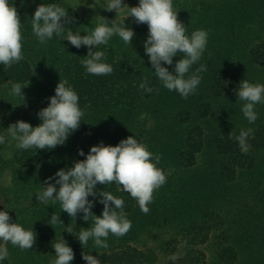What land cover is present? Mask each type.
Masks as SVG:
<instances>
[{
  "label": "trees",
  "instance_id": "trees-1",
  "mask_svg": "<svg viewBox=\"0 0 264 264\" xmlns=\"http://www.w3.org/2000/svg\"><path fill=\"white\" fill-rule=\"evenodd\" d=\"M9 3L21 18L24 59L11 68L0 65V135L5 136L0 144V178L9 175V185L0 184V211L33 230L36 241L28 250L2 241L9 257L0 264H51L56 258L52 245L62 237L73 249L71 264H87L82 252L97 257L100 264H264V103L255 105L258 118L250 124L235 91L244 79L264 84V0H173L187 35L195 30L208 34L206 49L188 75L201 64L207 70L200 73L201 83L187 99L167 90L156 77L143 46L148 27L126 18L127 12L121 17L115 11L94 13L89 8L92 0ZM41 3L64 7L75 18L66 27L81 35L95 28L99 16L125 22L135 33L131 45L114 35L107 45L94 49L105 52L104 62L113 72L87 73L81 64L87 46L77 49L55 35L40 44L31 18ZM181 56L164 66L173 71ZM145 78L154 89L151 93L140 88ZM60 80H67L79 96L84 112L79 129L54 149L16 148L7 128L18 120L33 127L42 123L37 113L48 106ZM28 82L22 90L25 106L9 92L12 84ZM248 128L254 131L248 137V152L242 153L228 134L239 135ZM128 136L161 157L157 167L164 171L166 183L154 192L148 214L115 183L97 184L98 192L124 200L132 227L119 238L109 234L106 249L95 247L91 239L83 248L76 235L92 226L91 218L84 221L79 213L72 221L59 202L39 203L35 194L58 170L84 160L92 146L101 142L116 146ZM81 149L85 156L78 154ZM88 199L94 202L93 214L100 216L99 196ZM53 213L63 224H49ZM172 255L175 261L169 259Z\"/></svg>",
  "mask_w": 264,
  "mask_h": 264
},
{
  "label": "clouds",
  "instance_id": "clouds-1",
  "mask_svg": "<svg viewBox=\"0 0 264 264\" xmlns=\"http://www.w3.org/2000/svg\"><path fill=\"white\" fill-rule=\"evenodd\" d=\"M102 8L109 12L115 11L117 15L126 8V18L131 16L135 23L147 25L148 35L143 45L145 54L163 87L178 92L184 99L196 93L202 79L200 73L207 70V65L201 64L191 75L188 74L192 65L200 61L207 46L208 34L204 30H195L190 36L187 35L186 26L178 19V11L173 7V0H139L135 7H128L123 0H107ZM99 17L100 22L95 28L89 34L81 35L66 27L74 23L75 18L64 7L55 3H41L31 18V29L43 45L55 35L77 49L87 46V55L81 60L86 72L96 76L109 75L113 67L104 62L107 59L105 52L94 49L107 45L114 35L131 45L135 33L125 22L118 24L115 20L109 22L105 17ZM21 29V18L16 7L9 0H0V65L5 69L24 59ZM178 55L182 58L175 62L174 70L169 71L164 65H173V58ZM28 84L14 83L9 92V95L18 97L25 106L26 97L22 90ZM140 88L148 93L154 91L148 86L147 78L140 84ZM235 91L238 100L244 102L241 108L244 117L250 124L254 123L258 118L255 105L264 103V84H253L244 79ZM37 115L42 123L35 127L18 120L7 128L8 134L16 141V148L49 150L64 145L69 136L79 129L84 112L79 107L78 94L67 80H60L55 95L49 98L48 106L39 110ZM253 131L248 128L242 129L239 135L232 132L228 135L230 139L238 141L242 153H247L250 147L248 137ZM4 142L5 136L0 135V144ZM78 154L85 156L82 149ZM160 160L159 155L153 156L147 146L138 142L134 136L122 139L116 146L101 142L90 148L84 160L75 161L71 168L60 169L54 176L48 177L35 196L39 203L59 202L61 210L72 221H76L79 213H83L84 221L88 222L91 218L92 226L81 228L76 236L83 248L91 239L95 247L106 249L109 234L122 237L128 233L132 224L124 211V200L107 191L98 192L97 184L115 183L119 191L130 194L136 200L141 212L148 214V205L153 202L154 192L166 183L164 171L157 167ZM53 180L55 183L51 182ZM89 196H99V203L103 204L100 216L93 214L94 202L88 199ZM57 222L63 224L59 215L53 213L49 224L52 226ZM72 231L71 227H67L68 233L72 234ZM0 241L5 245L10 242L21 250H28L35 244L36 233L12 222L8 211H0ZM52 247L56 258L51 264H71L74 260L73 249L63 237ZM81 255L87 264H100V260L91 254L82 252ZM8 257L7 247L0 245V261ZM169 259L175 261L177 257L172 255Z\"/></svg>",
  "mask_w": 264,
  "mask_h": 264
},
{
  "label": "rangeland",
  "instance_id": "rangeland-1",
  "mask_svg": "<svg viewBox=\"0 0 264 264\" xmlns=\"http://www.w3.org/2000/svg\"><path fill=\"white\" fill-rule=\"evenodd\" d=\"M83 2L85 0H82ZM107 2V0H92L91 5L89 6V8L94 12V13H103V12H109V11H105L102 7L103 5ZM123 3L125 5H127L128 7H135L138 5L139 0H123ZM112 12V11H111ZM127 12V9L125 8V10L121 11L117 16H124ZM117 14V13H116ZM0 184L1 185H9V175L7 173L4 174L3 177L0 178ZM59 188V187H58ZM2 241H0V245H1Z\"/></svg>",
  "mask_w": 264,
  "mask_h": 264
}]
</instances>
